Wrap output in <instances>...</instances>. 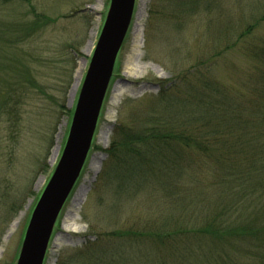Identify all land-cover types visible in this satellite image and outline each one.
<instances>
[{"label": "rangeland", "instance_id": "1", "mask_svg": "<svg viewBox=\"0 0 264 264\" xmlns=\"http://www.w3.org/2000/svg\"><path fill=\"white\" fill-rule=\"evenodd\" d=\"M191 1L192 5L185 4ZM26 4L12 3L6 9L1 4L0 20L17 19L35 8L57 23L25 46L40 57L32 65L36 82L25 83L22 103H17L15 91L7 108L0 109V264L20 263L33 216L67 149L81 94L113 10V0ZM263 12L264 0H134L83 166L51 224L42 264H90L82 256L95 257L100 233L140 228L160 213L142 191L129 196L104 175L111 163L112 141L131 118L135 123L157 105L161 83L195 64H219L215 76L235 84L232 72L221 64H257L248 50L255 39H264V23L257 27ZM242 33L249 34L245 43L224 52L230 39ZM219 52L222 56L217 58ZM2 78L3 73L0 102L1 89L6 88ZM124 240L126 246L130 238Z\"/></svg>", "mask_w": 264, "mask_h": 264}, {"label": "trees", "instance_id": "2", "mask_svg": "<svg viewBox=\"0 0 264 264\" xmlns=\"http://www.w3.org/2000/svg\"><path fill=\"white\" fill-rule=\"evenodd\" d=\"M28 2L0 0V5ZM7 17L0 20V74L6 86L1 111L12 92L22 103L25 83L38 77L32 65L40 57L25 48L27 41L57 23L35 8L17 19ZM261 23L264 12L257 27ZM247 33L232 37L223 51L245 43ZM248 51L257 64H221L235 84L215 76L219 64H195L161 83L151 112L121 129L108 150L111 163L104 175L129 196L142 191L160 213L140 228L100 233L95 257L82 259L90 264H264V39H255ZM124 237L130 238L126 246Z\"/></svg>", "mask_w": 264, "mask_h": 264}, {"label": "water", "instance_id": "3", "mask_svg": "<svg viewBox=\"0 0 264 264\" xmlns=\"http://www.w3.org/2000/svg\"><path fill=\"white\" fill-rule=\"evenodd\" d=\"M134 0H113L101 41L93 58L71 135L59 168L43 196L28 230L19 264H42L51 224L70 194L83 166L108 74L131 23Z\"/></svg>", "mask_w": 264, "mask_h": 264}]
</instances>
